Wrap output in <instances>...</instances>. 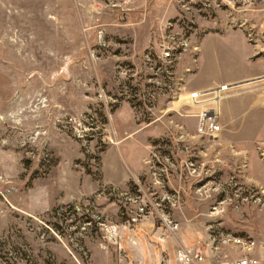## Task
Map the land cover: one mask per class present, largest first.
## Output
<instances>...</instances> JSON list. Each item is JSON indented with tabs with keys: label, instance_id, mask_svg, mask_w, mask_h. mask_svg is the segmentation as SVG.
<instances>
[{
	"label": "rangeland",
	"instance_id": "rangeland-1",
	"mask_svg": "<svg viewBox=\"0 0 264 264\" xmlns=\"http://www.w3.org/2000/svg\"><path fill=\"white\" fill-rule=\"evenodd\" d=\"M220 85L196 135L185 93ZM218 233L264 264V0H0V264H142L135 235L214 264Z\"/></svg>",
	"mask_w": 264,
	"mask_h": 264
},
{
	"label": "built area",
	"instance_id": "built-area-1",
	"mask_svg": "<svg viewBox=\"0 0 264 264\" xmlns=\"http://www.w3.org/2000/svg\"><path fill=\"white\" fill-rule=\"evenodd\" d=\"M175 44L174 47L166 46L163 49L164 58L170 59V62L173 60L174 56L181 51V48H179L181 42L175 41ZM165 72L166 75L170 74L168 70H165ZM226 88V85H220L218 87L185 93L188 104L193 107L190 115L196 119L194 130L196 135L216 138L222 131V125L219 122V101ZM149 101H151V99ZM179 136L182 139L187 136V133L181 132ZM148 213H151V211L143 204L137 209V217H142ZM131 220L135 221L136 219L131 218ZM130 224L131 222L129 220L125 223V225H129V227L131 226ZM164 227L173 233L178 228V224L168 220L164 221ZM221 247H229L233 250H238L243 253V256L232 259H227L226 256H224V259H220L219 249ZM253 247L254 241L251 239L218 233L212 238V242H209L208 249L213 253L212 256L216 258L214 264H259L257 257L250 256V253L253 252ZM206 259H209L207 258V253L200 245H180L175 250V260L179 264H202ZM209 260L212 264L211 259Z\"/></svg>",
	"mask_w": 264,
	"mask_h": 264
},
{
	"label": "crops",
	"instance_id": "crops-1",
	"mask_svg": "<svg viewBox=\"0 0 264 264\" xmlns=\"http://www.w3.org/2000/svg\"><path fill=\"white\" fill-rule=\"evenodd\" d=\"M256 75H259V74H256ZM207 86H209V85L204 84L201 87L193 88V89H203V88H207ZM151 226H152V224L149 222V220H147L144 225L137 226L136 230L138 231V233H140V231H144V232L150 231L152 233L153 228L149 229V227H151ZM138 236L139 235H135L133 239H130V241L132 244V248L139 251L136 255H137V260H139L140 263H142V264H145V263L153 264V262H157V264H170V261L167 258L165 260L160 258V259H157V261H156V258L158 257L159 254H156V249L154 247H150L149 243L146 241V236H144V241H145L144 243H145L146 249L148 250L147 251L148 256L146 257L145 253H144V244L142 243V240L138 238ZM174 258H175V254H174ZM176 264H179V263L176 261ZM202 264H211V262L208 259L205 262H203Z\"/></svg>",
	"mask_w": 264,
	"mask_h": 264
}]
</instances>
